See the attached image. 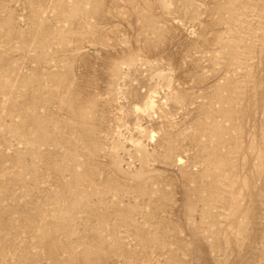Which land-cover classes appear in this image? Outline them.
<instances>
[{"label": "rangeland", "instance_id": "obj_1", "mask_svg": "<svg viewBox=\"0 0 264 264\" xmlns=\"http://www.w3.org/2000/svg\"><path fill=\"white\" fill-rule=\"evenodd\" d=\"M0 264H264V0H0Z\"/></svg>", "mask_w": 264, "mask_h": 264}]
</instances>
